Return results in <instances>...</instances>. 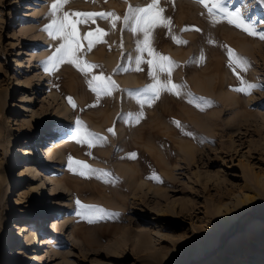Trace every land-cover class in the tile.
<instances>
[{
    "label": "rangeland",
    "instance_id": "374dc122",
    "mask_svg": "<svg viewBox=\"0 0 264 264\" xmlns=\"http://www.w3.org/2000/svg\"><path fill=\"white\" fill-rule=\"evenodd\" d=\"M53 2L0 0V264H151L153 257L174 250L181 239H192V232H203L205 226L212 228L207 225L202 208L214 191L208 197L199 195L194 201L188 197L191 188H198V177L230 178L238 194V188L244 184L243 176L262 165V154L253 147L264 142V133H254L252 130L260 125L250 127L246 120L256 113L264 116V107L260 106L264 103V39L260 38L264 35V0H222L220 5L230 13L239 10L240 17L229 18H242L254 35L228 23L219 11L220 6L213 8L217 0H206L207 8L196 0H159L156 23L150 29L147 44L143 31H133L137 27L134 20L125 21L124 17H134L136 9L147 7L152 0H70L60 8L58 16L67 11L115 13L119 17L114 20L96 16L76 25L79 51L70 52L69 58L77 60L86 74L68 62L56 68L46 65L55 49L65 43L62 37L54 39L44 31L53 19L49 15ZM208 8H213L214 17L209 16ZM70 19L82 18L71 15ZM165 20L170 21L168 26H164ZM97 28L103 32L98 33ZM88 33H92L89 39L93 41L90 50L89 41L83 39ZM76 47L73 42L72 49ZM159 57L168 59L161 61ZM67 72L72 75L75 90L72 99L81 97L87 101L84 107L73 108L72 117L94 134L86 145L89 171L76 196L64 193L52 198L38 190L37 200L31 190L44 182L43 174L47 171L39 172L43 176L37 175L35 180L30 175L21 180L19 175L27 163H19L23 159L20 150L33 149L34 139L41 137L37 163L43 162L42 136L64 119L44 84L50 78L52 86L57 87L58 79L67 76ZM17 77L25 83L24 87L17 85ZM93 77L101 78L93 81L94 86L110 80L114 87H109L107 94H98L89 86ZM165 84L169 89L172 85L179 87L162 90ZM249 84L255 87L248 94L234 90ZM153 85L155 91H145ZM22 97L27 101L23 102ZM40 119L47 121L42 135L38 131ZM29 120L34 125L23 123ZM111 120L112 132L96 127ZM67 128L66 136L72 137L70 142L75 144L81 137L73 134L76 128ZM122 128L127 130L124 135ZM187 135L200 136L201 143L183 141L181 138ZM231 146L236 152L221 160ZM205 151L204 160H208L210 167L195 161ZM173 156L176 165L171 167ZM187 157L193 159L191 169L184 165ZM57 163L56 160L52 167L62 179ZM172 169L177 191L165 195L164 202L159 204L153 195H160L165 189L163 178L170 176ZM43 189L47 194L50 186ZM187 203L199 207L193 218L187 217V213L179 214L180 204ZM50 206L57 212L42 214ZM254 207L256 213L264 215V202L263 206ZM162 209L164 213L158 219L156 215ZM55 218L61 225L52 236L54 250L47 246L35 249L47 224ZM254 222L264 224L253 217L242 231L220 242V235L228 228L223 230L213 240V251L188 264H207L216 254L215 264H264V235L249 238L246 244L233 248L234 253L226 249L232 238L245 233ZM16 226L26 228L20 237ZM156 229L161 235L154 239ZM9 230L14 244L8 246ZM164 237H168L167 241L160 243ZM153 240L156 242L151 248ZM210 241L207 235L203 244ZM32 258L35 260L28 262Z\"/></svg>",
    "mask_w": 264,
    "mask_h": 264
},
{
    "label": "bare ground",
    "instance_id": "6f19581e",
    "mask_svg": "<svg viewBox=\"0 0 264 264\" xmlns=\"http://www.w3.org/2000/svg\"><path fill=\"white\" fill-rule=\"evenodd\" d=\"M26 27H24L25 29ZM24 32V31H23ZM29 56L32 59H35V55L32 53V51H29ZM100 57V55H99ZM98 60V57H97ZM17 64L19 61H16ZM68 75L64 77H60L58 79L57 83L59 82V85L57 87L52 86V83L49 80L47 81L44 86L48 87V93L49 97L51 98L52 102H56V104L60 107L61 117L63 116L64 119H62L57 126L51 131H47L45 135L42 136L43 140H45V146L42 148L44 150L43 157L41 161L43 162L41 164L37 163L38 157H39V144H41V137L35 138L33 142H35L33 149H24L20 150L21 157L23 158L19 163H27L25 166L22 167V172L19 175V178L21 180L26 179V175H30L33 180L37 178V175L45 177L44 182L41 184V179L37 180L40 182V185H38L37 188L40 187V189L34 188L31 191H34L31 193V195H34V199L38 200V197H36L35 192L40 190L42 192V195L45 194V196L49 197H60L64 193H68L71 196H76L77 191L80 189V185L85 181L87 178V173L89 171L88 162L86 161V155L88 154V151L86 149V145L89 144L91 140H93V135H88L90 130H86L83 128V126L78 125L76 119H73L72 115L74 112L73 110V104L76 108L78 107H84V105H87V101L85 99H82L81 97H77V100H73L72 96L75 94V90L72 87V81H71V73L67 72ZM16 81L18 82L17 85H20V87H24L25 83L20 80V78H16ZM187 83V82H186ZM43 86V87H44ZM189 86V85H188ZM139 89V88H138ZM140 91V90H139ZM71 98V103L69 102V99ZM21 100L23 102L27 101V98L22 97ZM74 101V102H73ZM59 102V104H58ZM238 103V102H237ZM90 105V104H88ZM261 107H264V103L260 104ZM85 109V108H84ZM81 110V109H80ZM82 111V110H81ZM79 115V114H78ZM56 116V115H55ZM67 120H65V118ZM92 117V116H91ZM113 117V116H112ZM58 118V117H57ZM71 118V119H69ZM60 119V118H59ZM58 119V120H59ZM47 121H42L40 119L39 123V130H41V135L43 128L47 125ZM246 122H249L248 125L251 127L252 124H259L260 126L256 127L254 130H252L254 133H258L260 135L261 133H264V116L259 115V113H256L255 116H252L251 120H246ZM25 125H34V122L29 121H23ZM113 121H106L105 124L97 125V128H101L102 132H112L109 131V129L113 130ZM81 124V122H80ZM161 125V124H160ZM76 128V131L73 133L74 135H79L81 138L77 139V142L73 144L70 142L72 137L66 136L65 129L67 127ZM89 126V125H88ZM68 129V128H67ZM79 129V131H78ZM126 129L122 128V135L126 133ZM84 133H87L85 135ZM64 134L65 136L61 139H55V137H59L60 135ZM112 134V133H111ZM155 135L159 136L157 133ZM179 136V135H178ZM75 139V138H73ZM170 139V138H169ZM175 139V138H174ZM183 141H189L191 144H197L199 140L201 139L200 136H193V135H187L184 138L182 137ZM83 142H79V141ZM166 140V139H165ZM164 140V142H165ZM173 140V139H172ZM203 140V139H202ZM170 142V141H169ZM172 142V141H171ZM168 143V142H167ZM201 143V142H199ZM166 144V142H165ZM169 144V143H168ZM173 144V143H172ZM28 145V144H27ZM202 146V144H201ZM201 146L199 148H201ZM254 151L260 152L262 155V165L258 169H253L250 172H248L246 175L243 176V182L244 184L238 188V194H236V187L233 185V182L230 178L225 179L223 176H206L202 179L198 177L195 181L198 188H196V191L191 188L190 192L188 193L189 199L194 201L193 199H196L201 196H210L213 193V197H211V200L205 201L204 208L203 209V216L204 219L207 222V225L211 224L212 228H207L205 226L203 228V232L199 231L197 233L196 231L192 232L193 237L192 239H181L179 241L178 246L174 250H169L165 253V255L156 258L153 257L151 260V264H188L193 258L198 256H203L205 252H210L214 250L213 246V240L217 238L218 234L222 232L223 230L227 229L231 223L235 222L239 217H241L243 214L247 213L248 210L253 208L256 205L263 204L264 202V142L261 143L258 146L253 147ZM204 150V149H203ZM200 151V150H199ZM42 152V151H41ZM208 152V151H207ZM233 152H236L234 147H229L226 149V153H223V156L221 157V160L228 158L230 155L233 154ZM58 153H61V157L57 158ZM232 153V154H231ZM45 154V157H44ZM171 154V153H170ZM201 158L195 159L197 162L198 160L203 161V163L207 166H212L209 164L208 160H204V155L206 156V151L204 153H201ZM191 155V154H190ZM189 156V155H188ZM69 157H71V168L69 167L70 161ZM90 157V156H89ZM152 158V157H151ZM173 156V159L170 161V166L176 165V159ZM187 160H184V165L188 167V169H191V165L193 164V159L188 157ZM58 161L57 168H60L62 170L63 177L62 179H59L55 175L56 169H54L55 161ZM15 161H13L10 165L9 171H11V167ZM78 162H83L78 163ZM212 163V162H211ZM160 164V163H159ZM84 165H87V167H84ZM40 167V170H37L36 168ZM176 168V167H175ZM58 169V171H60ZM47 171V172H46ZM175 171V170H174ZM173 169L169 172L170 176L165 175V177L162 181V187H165V189L159 194L155 193L154 198L158 201L159 204L163 203V197L170 193H175L176 190V184H175V175ZM42 172H46V174H40ZM83 173V174H81ZM153 173V172H152ZM151 173V174H152ZM134 174V172L132 173ZM155 174V173H153ZM157 175V174H156ZM155 175V176H156ZM197 176V175H196ZM196 178V177H195ZM32 180V181H33ZM159 181V179H158ZM157 181V182H158ZM160 182V181H159ZM50 186L49 193H45L46 190L43 189V186ZM157 186V185H156ZM211 187V189H210ZM137 188V187H136ZM139 189V187H138ZM137 189V190H138ZM136 191V190H135ZM152 192V191H151ZM18 194V193H17ZM20 195V194H19ZM19 199V198H18ZM17 199V201H18ZM143 201V200H142ZM189 201V200H188ZM196 202V201H195ZM17 202H15L16 204ZM142 203H145L144 201ZM189 203V202H188ZM188 203L185 206H182L180 204V213H187V217L193 218L196 216L195 212L199 210V207H197L196 204L188 205ZM191 203V201H190ZM194 203V202H192ZM173 205V204H172ZM175 206V204L173 205ZM173 208V207H172ZM48 211L45 213L42 210V214H52L57 212L56 209L53 208V206H50L47 208ZM46 209V210H47ZM174 210V209H173ZM164 213V210L162 209L160 213H157L156 217L158 219L162 216ZM193 216V217H192ZM47 218L44 215V219ZM220 219V220H219ZM51 224V225H50ZM50 225V226H49ZM61 225L60 220L55 218L54 220H51L47 224V228L42 233L43 238L40 240L41 242L37 245V247H34L35 249H41V248H49L51 250H54L52 243L54 241L53 237L57 234L59 230V226ZM16 229L18 230V235L20 237V233H23L26 231V228L24 226H16ZM259 229H262L259 231ZM154 239L155 237H159L161 234L159 232V229H156L154 231ZM208 237L212 240L207 244H203V239L205 237ZM264 235V224L260 223H251L247 226L245 233L238 237L232 238L228 245L226 246V249L230 251L229 253H234V249L237 246H240L242 244H246V241L249 238L253 239H259ZM22 237V236H21ZM8 246L14 244V239L12 238V231H8ZM168 237H164L163 240L160 241V243H164L167 241ZM31 240V239H30ZM159 241V240H158ZM156 241L153 240L151 244V248L154 246V243ZM36 245V243L34 242ZM264 245V243H262ZM160 251V250H159ZM193 251V252H191ZM161 252V251H160ZM222 250L220 251V253ZM12 256H17L15 252H10ZM46 253H48V250L46 249ZM163 253V252H162ZM35 258L29 259L28 262L34 261ZM41 259H39L40 261ZM217 260V254L213 256L208 262L211 264H215L214 262ZM222 264H226L225 262H222ZM236 264H242L241 262H238Z\"/></svg>",
    "mask_w": 264,
    "mask_h": 264
},
{
    "label": "snow or ice",
    "instance_id": "6c2138e0",
    "mask_svg": "<svg viewBox=\"0 0 264 264\" xmlns=\"http://www.w3.org/2000/svg\"><path fill=\"white\" fill-rule=\"evenodd\" d=\"M69 2H70V0H54V2L51 5V11H50L49 15L51 17H53V19L51 20L50 24L45 26L44 31H46L49 34V36L54 38V39L57 37H62L63 40L65 41V43H61L55 49V53L53 54V56H51L49 58V60L46 62V65L51 64L53 68H56L59 64L68 62V63L74 64L81 72H84L86 74V69L83 67H80V63L77 60L69 58L70 52L79 51V39H78L76 25L78 23H87L88 20H91L93 17H96V16L100 17L101 19H105L108 17H114V20H118L119 17L115 16V13H80V12L69 13L67 11L63 12L62 16H58L57 13L60 11V8ZM158 2H159V0H152V3L149 4L147 7L136 9L137 15H135L134 17H129V16L124 17L125 21H128L130 19L134 20L137 27L134 28L133 31H138V30L143 31L144 36H145V41H144L145 44H147V38L149 36L150 29L152 27H154L155 23H156L155 15L157 13L155 12V10L157 8ZM196 2L204 5V7H206V8L208 7L206 0H196ZM220 5H222V0H217V3L213 5V8H216ZM213 8H208V14H209V16L214 17ZM129 10L131 11V8ZM159 11L162 12L163 9H160ZM219 11L222 13L223 18L228 19V23L234 24L238 28H242L244 31L248 32L250 35L255 34L251 30L250 26H247L244 23L242 18L239 20H234V19L229 18L232 16L240 17L239 10H237L235 13H230L226 9H224L222 6H220ZM71 15L81 17L82 19L77 20V21H72L70 19ZM213 22L215 23L217 21L215 19H213ZM169 24H170V21H167V20L164 21V26H168ZM114 26H115V23L113 22V27ZM96 31L98 33L103 32V30L99 29V28H97ZM90 36H92V33H88L87 35H85L83 37V39L89 41V43H88V49L89 50L93 46V41L91 39H89ZM260 38L264 39V35H261ZM73 42L77 45V47L75 49H72V43ZM139 50L141 52H143L144 49H143V47H140ZM229 54L231 57V55H232L231 52ZM159 59L161 61H163V60H167L168 58L167 57H159ZM237 59L243 63H246V61L243 60V58H237ZM140 63H141L140 59H137V64H140ZM45 70L47 71L48 68L46 67ZM160 70L164 71L165 69L163 68V66H161ZM150 75H151V73H150ZM99 79H101V78L93 77V80L89 81V86L92 88L93 91L97 92L98 94L101 91H103V92H105V94H107L108 88L114 87V85H112V82L109 80L106 83L101 82L99 85L94 86L93 81L99 80ZM169 83H170V81H169ZM178 87L179 86H177V85H172L171 88L169 89L167 84H165V85L161 86V89L171 91L172 89H175ZM253 87H255V85L249 84V85H247V87H240V88H237L234 90L245 92L246 94H248V91ZM145 91H155V85L150 86L149 88H146ZM68 99H69V102L71 103L72 102L71 98H68ZM73 107H75L74 104H73ZM77 124L80 125V121H77ZM78 131H79V129H78ZM109 131H112V130L109 129ZM88 135L91 136L94 134L89 133ZM79 142H83V141L81 140ZM69 161H70L69 167L71 168V157H69ZM78 163L82 164L83 162H78ZM84 167H87V165H84ZM81 174H83V173H81ZM77 204H79V201H77ZM89 222H92V221L89 220Z\"/></svg>",
    "mask_w": 264,
    "mask_h": 264
},
{
    "label": "trees",
    "instance_id": "16d2710c",
    "mask_svg": "<svg viewBox=\"0 0 264 264\" xmlns=\"http://www.w3.org/2000/svg\"><path fill=\"white\" fill-rule=\"evenodd\" d=\"M262 206H263V204H262ZM255 209H256V207H253L250 211H247V213L243 214L239 219H237L235 222L230 224L228 229L220 235L221 236L219 238L220 242L223 240V238H225V237H226V239L230 238L231 235H234L235 233L242 231L244 229L245 225H247V223L250 222L253 219V217L264 222V215L256 213Z\"/></svg>",
    "mask_w": 264,
    "mask_h": 264
}]
</instances>
